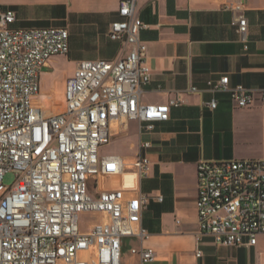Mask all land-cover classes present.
Returning a JSON list of instances; mask_svg holds the SVG:
<instances>
[{"label": "built area", "instance_id": "built-area-1", "mask_svg": "<svg viewBox=\"0 0 264 264\" xmlns=\"http://www.w3.org/2000/svg\"><path fill=\"white\" fill-rule=\"evenodd\" d=\"M224 9L245 43L244 1L231 0ZM117 14L108 37L128 49L114 60L78 62L64 84L63 110L49 114L35 98L47 62L68 53V31L13 28L15 13L0 4V264H125L127 253L138 264L155 260L151 248L125 242L147 236L141 216L149 197L139 182L148 175L141 151L149 143H138L130 160L103 149L117 135L115 126L136 122L150 132L181 101L142 102L151 71L140 33L148 26L133 0H121ZM228 83L223 76L208 82L209 90L228 93L238 108L264 104V89ZM203 105L214 110L217 101ZM8 172L15 180L6 186ZM196 178L197 239L254 246L264 236V159L200 160ZM85 213L95 220L81 223Z\"/></svg>", "mask_w": 264, "mask_h": 264}, {"label": "crops", "instance_id": "crops-1", "mask_svg": "<svg viewBox=\"0 0 264 264\" xmlns=\"http://www.w3.org/2000/svg\"><path fill=\"white\" fill-rule=\"evenodd\" d=\"M136 16L148 27L140 33L147 47L151 79L142 102L166 104L169 118L147 132L136 122L114 127L133 141L149 143L141 154L150 162L139 191L149 197L141 223L146 238L126 239L155 252L150 264H264V236L254 246H224L208 235L197 239V178L200 160L264 159V104L238 108L228 93H214L208 82L228 76L230 88L264 89V0H243L247 19L246 42L232 26L231 0H133ZM121 0H0L15 13L13 28L60 27L68 31L69 50L50 59L42 71L41 93L52 80L58 88L83 60H114L128 49L108 37L119 20ZM67 70L60 74L59 64ZM60 64V65H61ZM194 88L195 92L191 89ZM45 94V93H44ZM35 98V99H37ZM217 101L211 110L203 104ZM112 140V141H113ZM161 197V201L157 198ZM199 250L201 255L196 256ZM138 264L137 258L128 262Z\"/></svg>", "mask_w": 264, "mask_h": 264}, {"label": "rangeland", "instance_id": "rangeland-1", "mask_svg": "<svg viewBox=\"0 0 264 264\" xmlns=\"http://www.w3.org/2000/svg\"><path fill=\"white\" fill-rule=\"evenodd\" d=\"M54 58H61L60 56ZM61 64V63H60ZM59 64L60 74L63 75L67 70V67L64 64ZM49 81V86L46 92L43 89L42 96L45 95L42 99L39 98V104H41L42 109L47 111L49 114L60 112L64 108L63 104V87L58 88L55 83H52V80L47 78ZM45 93V94H44ZM119 152L122 156H131L133 152V141L131 139H127L125 135L122 133L117 138L112 141V144L105 147L103 152L111 153V152ZM15 180V174L12 172H8L4 177V184L9 186ZM95 220V218L91 214H81L79 216V221L83 224L91 223ZM130 259L129 253L123 256V261H128Z\"/></svg>", "mask_w": 264, "mask_h": 264}, {"label": "bare ground", "instance_id": "bare-ground-1", "mask_svg": "<svg viewBox=\"0 0 264 264\" xmlns=\"http://www.w3.org/2000/svg\"><path fill=\"white\" fill-rule=\"evenodd\" d=\"M35 103H36L37 105L41 106V104H39V99H38V98L35 99Z\"/></svg>", "mask_w": 264, "mask_h": 264}]
</instances>
